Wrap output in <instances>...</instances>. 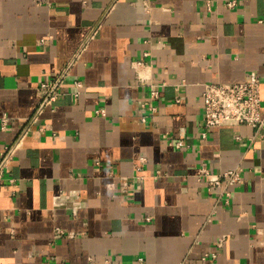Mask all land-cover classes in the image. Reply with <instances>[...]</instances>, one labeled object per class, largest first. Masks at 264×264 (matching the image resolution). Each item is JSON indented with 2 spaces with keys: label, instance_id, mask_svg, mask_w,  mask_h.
Here are the masks:
<instances>
[{
  "label": "crops",
  "instance_id": "crops-1",
  "mask_svg": "<svg viewBox=\"0 0 264 264\" xmlns=\"http://www.w3.org/2000/svg\"><path fill=\"white\" fill-rule=\"evenodd\" d=\"M252 71L264 113V0H0V264H264V125L200 137Z\"/></svg>",
  "mask_w": 264,
  "mask_h": 264
},
{
  "label": "built area",
  "instance_id": "built-area-1",
  "mask_svg": "<svg viewBox=\"0 0 264 264\" xmlns=\"http://www.w3.org/2000/svg\"><path fill=\"white\" fill-rule=\"evenodd\" d=\"M232 2H230L231 4ZM135 65H141L142 60H134ZM58 81V76L51 80L41 82L37 90L40 95V104L36 108V114L41 107L49 104L54 98L55 93L52 88ZM260 76L256 72H250L247 80L236 83L207 82L202 85L201 91V117L202 128L200 137L203 139L210 128L226 125L244 124L259 129L264 125V113L261 111L260 100ZM155 90L150 91V98H156ZM175 101H180V96L175 97ZM150 110L154 106H149ZM97 113L103 114V109L98 108ZM142 120L144 117L142 116ZM8 124L6 116L0 117V129L3 130ZM175 146H181L180 141L174 143ZM16 144L6 146L0 152V176L2 168L6 167L8 159L14 150ZM136 168H139L136 166ZM241 168L235 167L223 172L215 173L209 170L205 164H201L195 176L198 180L207 182L209 186L217 185L224 181L228 186L236 184L241 180ZM228 194V193H227Z\"/></svg>",
  "mask_w": 264,
  "mask_h": 264
}]
</instances>
